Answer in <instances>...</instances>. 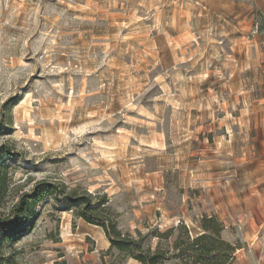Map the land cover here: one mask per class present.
I'll use <instances>...</instances> for the list:
<instances>
[{
	"label": "rangeland",
	"instance_id": "rangeland-1",
	"mask_svg": "<svg viewBox=\"0 0 264 264\" xmlns=\"http://www.w3.org/2000/svg\"><path fill=\"white\" fill-rule=\"evenodd\" d=\"M212 3L0 0V162L12 194L42 179L106 193L134 235L181 221L197 232L213 214L238 242L232 264H248L233 218L264 179V16L219 17ZM79 206L43 198L0 264H140Z\"/></svg>",
	"mask_w": 264,
	"mask_h": 264
},
{
	"label": "trees",
	"instance_id": "trees-1",
	"mask_svg": "<svg viewBox=\"0 0 264 264\" xmlns=\"http://www.w3.org/2000/svg\"><path fill=\"white\" fill-rule=\"evenodd\" d=\"M8 169L0 162V247L13 234L28 230L34 223L35 206L46 196L65 203H79L76 215L103 228L106 237L125 257L141 264H232L238 242L226 239L224 225L213 214H203L201 229L193 232L183 221L165 232L153 230L136 235L117 225L115 211L106 193L79 192L47 179L37 181L30 190L12 194ZM157 238L156 246L151 239ZM62 257V255L60 256ZM54 264H67L66 260Z\"/></svg>",
	"mask_w": 264,
	"mask_h": 264
},
{
	"label": "crops",
	"instance_id": "crops-1",
	"mask_svg": "<svg viewBox=\"0 0 264 264\" xmlns=\"http://www.w3.org/2000/svg\"><path fill=\"white\" fill-rule=\"evenodd\" d=\"M212 2L214 12L221 14L219 17L230 16V14L238 16L242 13H245L246 17L259 13L264 16V0H212ZM257 181L250 189L256 201L252 202L251 207L248 200L250 206H246V210L237 219L233 218V222L238 227V237L248 244L249 252L245 255L248 264H264V183L260 182L264 179L258 177ZM94 226L105 235L102 227ZM132 260L140 263L135 259ZM244 262L247 263L245 260Z\"/></svg>",
	"mask_w": 264,
	"mask_h": 264
}]
</instances>
